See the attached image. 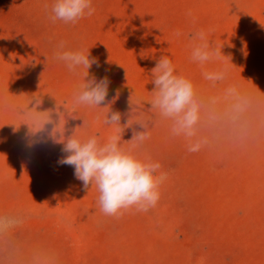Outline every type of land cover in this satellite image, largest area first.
<instances>
[{"label": "rangeland", "instance_id": "obj_1", "mask_svg": "<svg viewBox=\"0 0 264 264\" xmlns=\"http://www.w3.org/2000/svg\"><path fill=\"white\" fill-rule=\"evenodd\" d=\"M54 3L0 0V264H264V0H92L76 23L53 22ZM199 31L221 58L192 60ZM80 49L99 67L55 58ZM162 56L201 105L191 140L151 107ZM221 69L224 80L204 79ZM104 77L106 104L131 121L123 146L167 175L146 212L104 215L97 188L58 163L61 128L101 142L113 132L105 105L75 103ZM133 129L150 137L134 146Z\"/></svg>", "mask_w": 264, "mask_h": 264}, {"label": "clouds", "instance_id": "obj_2", "mask_svg": "<svg viewBox=\"0 0 264 264\" xmlns=\"http://www.w3.org/2000/svg\"><path fill=\"white\" fill-rule=\"evenodd\" d=\"M51 11L50 18L53 22L61 20L65 23H76L86 15L91 16L95 9L92 0H55ZM193 41L196 42L192 47L191 58L194 62L204 65L223 56L221 46L210 44L203 31L196 32ZM60 47H64L63 42ZM55 58L67 62L69 71H74L77 66L90 69L96 64L99 67L98 61L90 58V53L84 49L57 52ZM85 75L87 76V72ZM203 76L205 80L215 83L224 80L226 72L222 69L206 71ZM109 83L107 77L99 80L86 79L75 93V103L89 108L105 105L109 114L104 115L103 123L112 126L113 132L101 142L97 135L81 137L73 132L66 137L65 130L61 128L57 142L63 144L62 152L66 155L58 163L73 167L74 177L82 182L85 190L90 185L97 188V202L104 215L119 217L123 215L122 210L132 207L145 212L154 207L160 199L159 189L167 175L159 171L161 165L158 162H145L134 155L130 148L123 146L122 133L131 121L121 127V113L111 111L106 104ZM152 83L154 89L151 107L158 110L163 118L172 121V136H183L191 140L196 136L201 109L195 98L192 81L177 74L171 60L162 56L152 69ZM228 91L234 92L235 87ZM118 94L117 92V96ZM55 134L54 131L53 135ZM149 137V132H137L133 129L131 141L135 146ZM201 147L202 142L198 140L187 144L189 152H197Z\"/></svg>", "mask_w": 264, "mask_h": 264}]
</instances>
